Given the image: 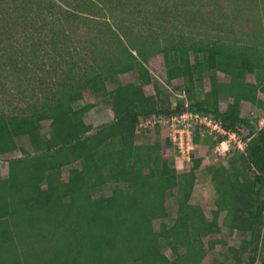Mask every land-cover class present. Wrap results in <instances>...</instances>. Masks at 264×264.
I'll list each match as a JSON object with an SVG mask.
<instances>
[{
  "label": "trees",
  "instance_id": "1",
  "mask_svg": "<svg viewBox=\"0 0 264 264\" xmlns=\"http://www.w3.org/2000/svg\"><path fill=\"white\" fill-rule=\"evenodd\" d=\"M121 1L35 0L20 8L28 38L23 45L14 37L5 38L15 36L17 20L14 28L11 19L1 18L0 75L26 76L31 71L45 75L33 78L38 85L33 104H24L23 90L0 93L11 107L0 111V154L22 155L9 161L5 178H0V251L12 255L34 250L35 264H200L207 250L223 243L220 236L228 229L251 235L241 251L230 248L234 264H264V125H255L242 114L246 102L264 109L259 97L264 93V42L232 43L209 32L196 36L182 31V23L168 44L161 45L130 32L119 34L105 21L118 52L99 59L92 43L95 50L88 58V48L74 46L71 24L83 23L88 14L101 19V13H113L117 4L121 8ZM178 3L163 14L176 12V21L182 22L189 10ZM9 4L6 0L5 6ZM96 9L100 12L92 14ZM157 53L163 55L168 82H182L192 100L185 110L210 114L230 133L248 132L245 150H235L228 167L211 170L217 194L211 216L191 203L200 158L193 159L189 172L179 174L166 156L172 148L168 136L150 146L137 143L142 120L172 117L185 105L158 108L157 99L145 93L150 84L160 92L148 68L149 58ZM132 71L139 82L123 84L120 77ZM205 74L206 98L198 102L192 95L196 80ZM248 74L255 75L254 83L247 82ZM219 75L227 82L221 83ZM222 93L231 101L222 99ZM97 94L110 99L115 119L92 134L93 127L83 116L95 106L75 105ZM193 133L198 150L203 130L196 127ZM226 139L217 137L213 146ZM76 163L81 168H70ZM107 172L115 184L126 188L95 197L106 184ZM181 192L176 223L163 224L156 232L154 222L168 217L167 195ZM161 239L167 241L173 259L162 251ZM248 249L251 256L246 261L241 252Z\"/></svg>",
  "mask_w": 264,
  "mask_h": 264
},
{
  "label": "rangeland",
  "instance_id": "2",
  "mask_svg": "<svg viewBox=\"0 0 264 264\" xmlns=\"http://www.w3.org/2000/svg\"><path fill=\"white\" fill-rule=\"evenodd\" d=\"M17 1V3H16ZM35 0H9L10 4L5 6L6 0H0V21L9 18L11 25L15 26L17 20V28L14 33L15 36H7L5 38H13L17 44H24L28 39L23 33V25H26L25 20L21 17L22 11L20 8H26L25 5L32 3ZM108 1V0H107ZM183 2L186 10H189L188 16L183 19L182 22L176 21L174 12L172 15H164L163 11L169 8H175L178 2ZM246 1V0H245ZM244 0H122L121 8L116 5L109 4L110 8L117 9L113 12L101 13V19H94L90 14L83 15L84 22L79 24H71L73 31L71 32L72 42L74 46H84L88 48L86 56L91 57L92 49L97 50L96 54L101 59L104 56L112 55L118 52V44L113 35L105 26V21L109 22L119 34L123 32H130L134 38L145 37L150 41L158 42L161 45L168 44L167 42L173 37L172 32L176 33V25L178 27L185 25L182 31L191 33L196 36H203L207 32L212 37L221 38L227 42H238L244 44H253L257 42H264V3L260 0H248L246 3ZM116 4V3H115ZM20 6V7H18ZM116 6V7H115ZM182 7V6H181ZM139 8V9H138ZM99 10L92 11V14L99 13ZM176 23V24H175ZM77 29V30H76ZM14 30V29H13ZM23 34L21 36L20 34ZM92 43L95 44L93 48ZM92 54V55H91ZM194 59V55H192ZM149 71L152 75L154 82L159 85L160 92H156L154 85H147L145 87V93L147 96L157 99V106L175 109L180 104H185L186 108L192 100L186 94V89L182 82L173 81L171 84L168 82L167 69L165 61L161 53H157L149 58L148 63ZM44 76L36 71H31L28 75H15V74H2L0 75V93L3 90H10L15 94L21 90L25 91V95L21 98L25 101L24 104H33L37 102L35 89H38V85L34 82L33 78L36 76ZM196 80L195 91L192 98L196 101H201L206 98V83L205 78ZM123 84L138 83L139 77L136 71H132L124 74L120 77ZM203 80V81H202ZM247 82L254 83L256 81L255 75L248 74ZM219 81L221 83L227 82V77L219 75ZM113 87L109 86L111 90ZM12 93V94H13ZM14 95V94H13ZM222 99L230 100L227 94H221ZM259 97L264 100V93H260ZM18 101V100H17ZM86 105L95 106L89 112H86L83 116L84 121L93 127L92 134L102 130L103 128L110 126L114 119L115 114L111 110L110 99L102 94H97L84 101L76 103V108H81ZM242 114L244 117L249 118L253 124L258 126L264 125V109L258 110L256 106L250 103H244L242 105ZM9 103L0 95V111L9 110ZM185 110V109H184ZM162 116V115H161ZM162 118H165L162 116ZM154 120V118H152ZM139 125V138L137 143L140 147L144 145L150 146L157 141H164L169 133L166 132V128L156 127L151 130V133H146L143 127ZM248 132L240 130L239 138L243 140L247 136ZM45 138L49 137L48 130H43ZM217 135H211L209 132L203 130L202 137L199 143L198 150L195 148L191 162L186 159L177 157L173 147L166 151V156L170 157V161L174 168L180 173L189 172L193 166V159H201L202 166L196 171V187L193 190L191 203L194 205L202 206L207 216H211L212 211L215 209V201L217 199L216 190L212 180V171L215 168L229 165L230 160L234 155L235 150L243 149L237 145L234 139L228 138V142L219 143L213 146ZM19 151L14 152L8 156L3 157L0 154V178H5L8 163L10 160L21 157ZM81 163L73 164L70 168H81ZM69 168H66L63 173V179H68ZM147 172V170H145ZM106 184L95 192V197H109L117 187L126 188V184H115L109 175L106 173ZM46 188V184H43ZM184 192L178 195H172L169 193L166 197V208L168 217L166 219L156 220L154 222V229L156 232L161 231L162 225L166 224L172 227L178 218L179 204L182 202ZM223 215L221 216L220 224H222ZM222 244L218 245L214 250H207V256L200 264H234V253L230 251V248L241 251L244 245H249L251 235L248 233H242L240 231L224 230L221 234ZM26 245V242H25ZM30 246V244H29ZM28 246V249L30 247ZM34 248L36 245L34 244ZM162 251L170 258L173 259V253L167 244L165 239H161ZM32 249V248H31ZM30 250L29 254L23 251H15L12 255L7 254L4 251H0V261L4 260L6 264L10 263V257L13 263L16 264H35L34 257L36 252ZM184 255L185 252L182 250ZM243 253V255H242ZM37 255V254H36ZM35 255V256H36ZM241 256H244L246 261L251 256V250H243ZM30 258V259H29ZM259 264V263H258Z\"/></svg>",
  "mask_w": 264,
  "mask_h": 264
},
{
  "label": "built area",
  "instance_id": "3",
  "mask_svg": "<svg viewBox=\"0 0 264 264\" xmlns=\"http://www.w3.org/2000/svg\"><path fill=\"white\" fill-rule=\"evenodd\" d=\"M141 126L146 131L153 130L156 127H165L168 130V137L171 139L173 151L176 152L177 157L186 159L188 162H191L195 150L193 132L196 127L209 132L211 135L216 134L217 137L227 136V139L222 143L228 142V138H231L237 142L240 149L245 150L246 148V143L240 140L238 133L226 131L221 123L210 114L194 113L184 110L169 118H162L161 115H153L150 118L144 119Z\"/></svg>",
  "mask_w": 264,
  "mask_h": 264
},
{
  "label": "water",
  "instance_id": "4",
  "mask_svg": "<svg viewBox=\"0 0 264 264\" xmlns=\"http://www.w3.org/2000/svg\"><path fill=\"white\" fill-rule=\"evenodd\" d=\"M184 107L182 106V107H180V112H182V111H184Z\"/></svg>",
  "mask_w": 264,
  "mask_h": 264
},
{
  "label": "clouds",
  "instance_id": "5",
  "mask_svg": "<svg viewBox=\"0 0 264 264\" xmlns=\"http://www.w3.org/2000/svg\"><path fill=\"white\" fill-rule=\"evenodd\" d=\"M183 112V111H182Z\"/></svg>",
  "mask_w": 264,
  "mask_h": 264
}]
</instances>
